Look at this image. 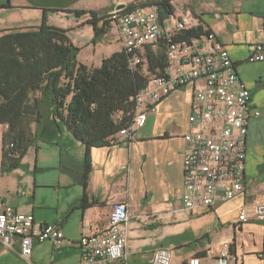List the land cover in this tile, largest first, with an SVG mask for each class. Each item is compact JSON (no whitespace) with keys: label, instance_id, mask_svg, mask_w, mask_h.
<instances>
[{"label":"crops","instance_id":"1","mask_svg":"<svg viewBox=\"0 0 264 264\" xmlns=\"http://www.w3.org/2000/svg\"><path fill=\"white\" fill-rule=\"evenodd\" d=\"M137 1L0 0V5L9 4L0 8V31L35 30L42 24L45 12L50 25L66 29L57 21L76 17L68 10H93L98 18L107 20L119 5L125 9ZM172 5L175 13L164 25L173 28L181 17L197 16L202 28L214 31L226 46L239 78L252 93L250 110L262 112L252 117L248 129L245 196L209 210L187 211L183 207L187 151L184 137L190 130L192 83L166 96L156 111H150L145 126L136 131L133 140L125 143L117 135L110 146L92 148V170L86 186L82 177L86 146L50 119L32 126L42 137L35 163L28 162L25 155L18 169L4 171L0 154V208L9 205L18 213L33 214L36 230L56 224L63 230L64 240L59 245L50 240L36 241L29 261L20 256L19 242L8 249L0 241V264H79L81 237L104 231L111 206L118 201L127 203L132 214L126 264H152L153 252L162 247L175 250L172 264H184L194 254L203 256L209 245L217 248L222 240L235 234L238 264H244L247 254L264 250V226L261 250L242 240L245 234L253 235L250 229L255 224L264 222L243 224L240 230L234 228L239 207L264 194V61L248 62L254 44L264 39V0H177ZM89 18H77L75 27H84ZM109 24L110 30L95 46L97 60L80 63L98 67L106 57L123 49L119 28ZM102 25L103 20L99 26ZM93 29L90 32L94 38ZM72 41L76 45V40ZM2 126L4 133L7 126ZM85 193L88 203L83 201Z\"/></svg>","mask_w":264,"mask_h":264},{"label":"built area","instance_id":"2","mask_svg":"<svg viewBox=\"0 0 264 264\" xmlns=\"http://www.w3.org/2000/svg\"><path fill=\"white\" fill-rule=\"evenodd\" d=\"M159 8L153 5L125 12L115 9L108 22L119 28L123 48L132 54L131 64L142 63L139 52L150 43L165 42L168 65L166 73L152 77L148 86L137 94L136 114L118 136L125 143L135 138L136 131L145 126L148 113L180 87L193 84L194 96L189 117V132L185 135L187 151L184 158L182 194L187 211L214 209L219 203L245 196L247 135L252 117L262 113L250 110L252 93L239 78L235 63L226 46L214 31L205 28L204 36L190 41H175L184 30L201 26L197 16L181 17L173 28L160 21ZM264 32V18L262 19ZM264 61V39L254 44L248 62ZM132 218L127 203L111 206L108 227L84 235L79 244L82 260L79 264H126L128 225ZM264 222V194L254 196L238 209L234 228L240 230L248 223ZM236 234L221 241L216 248L209 245L203 256L197 254L184 264H238ZM53 241L59 245L64 232L56 224L34 227V215L18 213L9 205L0 208V241L13 249L20 243V256L29 261L35 242ZM174 249L159 248L153 252L152 264H172ZM264 264V250L256 254Z\"/></svg>","mask_w":264,"mask_h":264},{"label":"trees","instance_id":"3","mask_svg":"<svg viewBox=\"0 0 264 264\" xmlns=\"http://www.w3.org/2000/svg\"><path fill=\"white\" fill-rule=\"evenodd\" d=\"M174 1L139 0L129 4L125 12L156 5L164 23L175 13ZM67 12L77 18L90 16L86 23L95 29V43L111 28L106 17L98 18L93 10ZM46 14L35 30L0 31V125L7 126L2 138L3 170L22 165L30 145L42 140L32 126L51 119L86 146L82 171L86 186L92 170L90 150L110 146L120 130L132 124L138 110L137 94L152 77L166 73L167 45L163 41L146 45L139 52L142 63L134 66L132 54L124 48L98 67L87 66L79 62L80 49L68 29L50 25ZM101 20L103 25L99 26ZM205 30L202 26L184 30L174 40L190 41L204 36ZM87 199L85 193L83 201L88 203Z\"/></svg>","mask_w":264,"mask_h":264},{"label":"rangeland","instance_id":"4","mask_svg":"<svg viewBox=\"0 0 264 264\" xmlns=\"http://www.w3.org/2000/svg\"><path fill=\"white\" fill-rule=\"evenodd\" d=\"M73 19V20H72ZM77 18L76 17H72L71 20H67L65 18V20H58L57 23L61 26H64V28L68 29V35L70 38L76 40V47L80 49L79 53H78V60L86 63L88 61L93 62V60H97V56L95 55V51L96 48L95 46H97V43H95V39L93 38V34L92 32H90L91 27L94 28L92 26V24L86 23L84 24V27H80V29H78L77 27H75L76 23L75 20ZM73 28V29H72ZM95 30V29H93ZM71 39V40H72ZM106 51H109L108 49ZM110 55V54H109ZM2 138H3V126L0 125V154H2ZM38 143H40V141L38 142H34L33 144L30 145L29 149H28V153L26 154L27 156V160L28 162L33 161L35 163V157L37 155V149L36 146L38 145ZM218 222V220L216 219L215 224ZM262 226L264 225H260V224H255V226H253L250 229V232H252L253 235L248 236L247 234H245L244 238L242 240H244V244L248 245L249 243H252L253 245L256 246V248L258 250L262 249ZM223 225H221L220 228H222ZM238 230V229H237ZM213 237V234L211 235V238ZM254 237V238H253ZM237 249V247H236ZM257 252V251H256ZM254 252V253H256ZM247 257H244L243 262L244 264H260L259 260L256 257V254H252V256L250 255H246Z\"/></svg>","mask_w":264,"mask_h":264},{"label":"water","instance_id":"5","mask_svg":"<svg viewBox=\"0 0 264 264\" xmlns=\"http://www.w3.org/2000/svg\"><path fill=\"white\" fill-rule=\"evenodd\" d=\"M123 7V5H119L117 9H122Z\"/></svg>","mask_w":264,"mask_h":264}]
</instances>
